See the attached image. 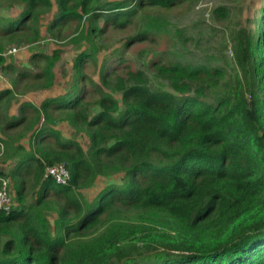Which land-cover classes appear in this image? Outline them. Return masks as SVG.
<instances>
[{"label": "trees", "instance_id": "1", "mask_svg": "<svg viewBox=\"0 0 264 264\" xmlns=\"http://www.w3.org/2000/svg\"><path fill=\"white\" fill-rule=\"evenodd\" d=\"M190 1L0 0V69L24 94L56 88L62 52L33 56L31 69L7 49L72 24L87 42L63 91L0 113V189L9 181L13 199L0 210V264H264V0L226 31L223 54L154 59L152 74H120L127 60L114 54L100 83L84 72L101 53L92 34ZM164 23L151 20L126 47L168 35ZM12 90H0L1 109L18 101ZM56 165L66 185L47 176Z\"/></svg>", "mask_w": 264, "mask_h": 264}, {"label": "rangeland", "instance_id": "2", "mask_svg": "<svg viewBox=\"0 0 264 264\" xmlns=\"http://www.w3.org/2000/svg\"><path fill=\"white\" fill-rule=\"evenodd\" d=\"M261 4V0H195L171 10H161L160 8L140 10L139 15L133 19L130 26L124 29L106 26L103 34L98 36L92 34L96 48L101 53L97 64L90 63L85 65L84 72L89 75L90 79L100 83L102 61L104 58L112 59L114 54L123 55L127 60L126 64L118 65L117 70L120 74L125 73L126 67L133 70H145L152 74V61L154 59L166 61V58H171L185 62H196L205 53L218 52L219 55L223 54L225 48L222 45L226 42V31L239 21L246 20L249 16H252L256 11L255 9H258ZM221 6H228L231 10L227 20L213 17V10ZM151 20H165L164 32H167L168 35L159 36L151 41L136 42L126 47L127 41L140 33ZM47 23H49V20ZM99 25L104 28L105 24L104 22H99ZM81 29L82 26L79 24H72L63 29L61 37H51L45 28L42 31V40L39 43L5 51L9 61H11L10 57H13L16 65L21 68H34L32 57L38 54L52 55L55 50H61L62 58L56 68V88L48 92L38 91L24 94L22 90L13 88L10 78L4 75L0 69V90L10 87L18 100H14L10 104L9 110H6V108L1 109L0 107L1 114H16L18 102L27 100L33 103H40L48 96H54L63 91L61 86L64 87L69 84L74 59L87 44L80 35L81 31L79 30ZM179 30L180 32H178ZM73 40H77V42H73ZM228 55L231 57L232 53L229 52ZM34 62L38 66L45 65L43 61L36 60ZM117 63L111 64L110 68L116 67ZM33 70L37 71V69ZM60 128L65 129V127ZM0 165L4 166L3 164ZM110 182L109 180H100L98 187H103ZM93 191L91 189L85 195L96 194V191Z\"/></svg>", "mask_w": 264, "mask_h": 264}, {"label": "built area", "instance_id": "3", "mask_svg": "<svg viewBox=\"0 0 264 264\" xmlns=\"http://www.w3.org/2000/svg\"><path fill=\"white\" fill-rule=\"evenodd\" d=\"M13 50V49H12ZM10 50V51H12ZM11 54V53H7ZM53 176L58 183L66 185L70 178L69 172L64 165H56V167L47 168V176ZM9 181L4 180L0 189V210L9 213L13 206V199L8 193Z\"/></svg>", "mask_w": 264, "mask_h": 264}]
</instances>
